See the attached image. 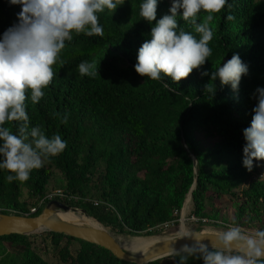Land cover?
<instances>
[{"label":"trees","instance_id":"obj_1","mask_svg":"<svg viewBox=\"0 0 264 264\" xmlns=\"http://www.w3.org/2000/svg\"><path fill=\"white\" fill-rule=\"evenodd\" d=\"M141 2L124 0L113 13H99L103 37L74 35L53 65L55 75L39 103L32 104L27 94L29 128L40 126L48 137L59 134L67 146L34 169L27 181L9 183L7 172L0 171L2 214L13 211L23 216L37 208L33 216L39 215L49 201L41 206L38 202L47 196L52 170H57L66 183L62 192L82 198L62 203L83 209L105 231L110 227L131 237H158L149 230L172 222L186 199L185 205L192 201V214L201 216L207 196L241 201L234 222L248 229L264 228V182L248 183L251 175L242 166L243 131L256 104L253 93L264 88V0H229L232 8L225 6L210 22L212 54L199 70L176 83L167 77L150 80L134 71L139 47L170 8L167 0H158L156 20L149 24L139 16ZM20 10L19 5L0 0V35L17 22ZM229 14L234 17L231 21L226 19ZM177 19L178 28L199 38L193 25ZM108 49H113V58L96 65L95 78L79 74L81 61L95 63ZM233 54L248 66L236 91L211 80V73ZM205 71L208 75H201ZM65 114L67 123L62 124ZM7 126L17 134L15 122ZM98 165L103 173L93 181ZM89 185L98 192L96 205L83 201L92 197ZM22 190L35 201L34 207L22 201ZM33 236L0 237V264H52L33 250L34 240L29 239ZM40 236L48 239L54 264H131L64 235L43 232ZM72 242L79 244L74 254L69 249ZM176 259L149 264H177ZM187 264L203 262L189 258Z\"/></svg>","mask_w":264,"mask_h":264},{"label":"clouds","instance_id":"obj_2","mask_svg":"<svg viewBox=\"0 0 264 264\" xmlns=\"http://www.w3.org/2000/svg\"><path fill=\"white\" fill-rule=\"evenodd\" d=\"M8 3L21 9L17 22L0 35V171L7 172L5 180L11 183L27 181L34 169L43 167L67 146L59 134L48 137L40 126L29 128L27 94L30 93L32 104L39 103L45 95L43 89L53 80V65L66 42L80 34L103 37L98 14L105 10L113 13L124 0H8ZM157 3L158 0H142L139 5L142 20L149 24L156 20ZM225 6L232 8L229 0H172L169 14L156 20L150 39L139 47L134 71L150 80L167 77L176 83L194 69L199 70L212 54L210 22ZM177 17L193 25L199 38L178 28ZM226 19L231 21L234 17L229 14ZM77 69L81 76L98 75L94 62L81 61ZM247 72L248 66L239 54H233L211 73V80L236 91ZM253 97L256 104L250 125L243 131L242 149V166L249 172L254 161L257 167L264 161V88H257ZM67 119L65 114L61 123L66 124ZM11 122L16 123L17 134L7 126ZM184 238L192 243L177 249L174 241ZM169 245V253L178 258L177 264H187L189 258L202 260L203 264H264V228L248 229L235 222L223 230H213L211 235L186 229Z\"/></svg>","mask_w":264,"mask_h":264},{"label":"rangeland","instance_id":"obj_3","mask_svg":"<svg viewBox=\"0 0 264 264\" xmlns=\"http://www.w3.org/2000/svg\"><path fill=\"white\" fill-rule=\"evenodd\" d=\"M167 2L169 4V7H171L172 0H167ZM111 51H113V49L104 50L100 56L96 57L95 64L98 65L106 61H110L113 58L112 55L110 54ZM119 51L120 53H124L125 49L119 48ZM192 160L195 161L194 158H192ZM255 164L256 162L254 161V167L249 172L251 177L248 180V183L253 182V181H263L264 182V165H262V163L259 162L260 166L257 167L255 166ZM102 173H103V167L101 165H98L93 171V181H96L97 178ZM65 186H66V183L61 173L58 172L57 170H52V177L46 186L45 193L46 195H48L52 193L53 191H57V190L63 191ZM246 186L247 184H244L242 188H245ZM87 190L90 191V194L92 197L83 198V201H87V202L92 201L95 203H99V201L96 200L98 196L97 190L94 189L90 185ZM22 193H23L22 201H26L28 203L27 207L28 208L34 207L35 201L28 197L27 191L22 190ZM72 197H73V200H72L73 203H76L82 199L81 197L77 195H72ZM207 197L208 199L205 204V209L203 210V213L201 216H194L192 214V211H193L192 201L191 199H189L190 200L189 204L186 206L185 205V201L187 200L186 199L183 203L182 208L177 213H175V219L172 222L157 226L153 229H150L149 232L154 233L155 234L154 236L157 235L158 237L165 239V240L175 238L178 235L182 234V233L176 234L177 229L179 228L178 226L180 222L182 221V218L186 226V229H193L195 231H200L203 233H211V234L213 230H223L226 226L232 224L235 219L236 207L238 206V204L241 203V201L231 202L227 199L219 201L210 196H207ZM39 203L40 202H38V205ZM77 209L80 211L83 210L79 208ZM194 217L195 219H193ZM105 228L109 230L108 234L114 239H119V238H124L125 240L131 239V238L136 239V240L143 239L142 241L138 242L136 246L129 247L130 249L124 247L125 250H128L130 252H133L136 248L144 245L149 240L151 242V241H155L158 238V237L144 236V235H140L137 237H131V236H127L124 234H119L116 231H113L110 227H105ZM41 233L43 232L33 234L35 236H33V238H29L31 240H34V244L32 245L33 250L37 253H40L44 257V259L48 261L49 263H52V264L57 263L56 256L51 253L52 247L49 245L48 239H44L43 237H41L40 236ZM145 239H149V240L145 241ZM3 247L8 252H14V250L8 247L7 245H3ZM78 247H79V244L77 242H72L69 245V249L72 251L73 254L75 253V250ZM17 251L18 249H16L15 252ZM167 258L168 257L163 258V259H167Z\"/></svg>","mask_w":264,"mask_h":264},{"label":"water","instance_id":"obj_4","mask_svg":"<svg viewBox=\"0 0 264 264\" xmlns=\"http://www.w3.org/2000/svg\"><path fill=\"white\" fill-rule=\"evenodd\" d=\"M57 211L77 212L78 209L57 201H50L37 216L22 217L0 214V237L11 235L30 236L39 232L56 233L100 247L111 253L117 260L131 264H149L172 256L169 253V241L176 238L161 241L142 255H134L123 250L115 239L103 230L94 229L87 225H74L59 220L56 217ZM81 213L88 216L84 210H81ZM200 233L202 235H211V233ZM186 243L191 244L192 241L188 238L174 241L177 249ZM205 243H207V240Z\"/></svg>","mask_w":264,"mask_h":264},{"label":"bare ground","instance_id":"obj_5","mask_svg":"<svg viewBox=\"0 0 264 264\" xmlns=\"http://www.w3.org/2000/svg\"><path fill=\"white\" fill-rule=\"evenodd\" d=\"M188 198V197H187ZM189 204V199L186 203V206ZM56 217L61 220L64 221L66 223H70V224H74V225H87L91 228L94 229H98V230H103L105 231L100 225H98L92 218H90L89 216L84 215L83 213H81L80 210H78L77 212H72V211H68V212H63V211H57L56 212ZM179 228L177 229V233H182L184 234L185 230H186V226L183 222V218L182 221L180 222ZM188 227V226H187ZM106 233L107 230L105 231ZM177 238V237H175ZM143 240V239H142ZM142 240H136V239H128L125 240L124 238H119V239H115V241L119 244V246L125 250L123 247L130 249L129 247H134L137 245L138 242L142 241ZM149 239H145V241H147ZM165 239L162 238H158L155 241H151L150 240L145 243L142 246H139L138 248H136L133 252H130L128 250H125L128 253L134 254V255H142L145 252H147L148 250H150L155 244L164 241ZM143 243V242H142ZM123 246V247H122Z\"/></svg>","mask_w":264,"mask_h":264},{"label":"built area","instance_id":"obj_6","mask_svg":"<svg viewBox=\"0 0 264 264\" xmlns=\"http://www.w3.org/2000/svg\"><path fill=\"white\" fill-rule=\"evenodd\" d=\"M72 201L73 197L71 195H67L64 194L62 191L57 190V191H53L52 193L48 194L42 201H40L38 206H41L43 204L44 201H57L59 203H62L63 201ZM97 203H95L96 205ZM2 210H0V214H2ZM37 212V208H33L29 211V214L27 215H23L22 217H30L33 216L34 214H36ZM17 213L13 212V211H7L6 215H13V216H17Z\"/></svg>","mask_w":264,"mask_h":264}]
</instances>
